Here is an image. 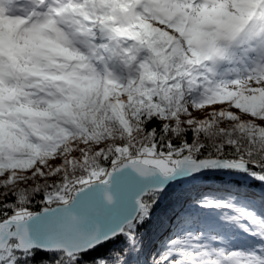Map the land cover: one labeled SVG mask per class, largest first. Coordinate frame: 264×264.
I'll use <instances>...</instances> for the list:
<instances>
[{
    "label": "snow or ice",
    "instance_id": "6c2138e0",
    "mask_svg": "<svg viewBox=\"0 0 264 264\" xmlns=\"http://www.w3.org/2000/svg\"><path fill=\"white\" fill-rule=\"evenodd\" d=\"M209 174L261 190L191 200L150 264H264V0H0V264H130Z\"/></svg>",
    "mask_w": 264,
    "mask_h": 264
},
{
    "label": "trees",
    "instance_id": "16d2710c",
    "mask_svg": "<svg viewBox=\"0 0 264 264\" xmlns=\"http://www.w3.org/2000/svg\"><path fill=\"white\" fill-rule=\"evenodd\" d=\"M153 125H149L152 127ZM191 139V134L188 136ZM225 174H209L202 181L195 185H180L170 189L152 208L151 220L147 221L144 226L136 231V239L143 244V251L139 257L133 255L130 257V264H150L152 258L161 251L164 242L172 235L170 228L165 230L162 225L165 221L172 222L174 216L181 211L186 210L189 202L201 195L215 197H225L232 191V184L235 183L245 187L250 193H258L260 185L256 183L245 184L242 181H223L218 179ZM37 197V201H38ZM33 201L32 210L39 211L43 205ZM127 241L121 237L109 241L95 250L91 251L85 258L83 264H92L97 258H106L110 261L114 254L126 251ZM53 256L37 255L33 264H54Z\"/></svg>",
    "mask_w": 264,
    "mask_h": 264
},
{
    "label": "water",
    "instance_id": "95a60500",
    "mask_svg": "<svg viewBox=\"0 0 264 264\" xmlns=\"http://www.w3.org/2000/svg\"><path fill=\"white\" fill-rule=\"evenodd\" d=\"M173 187H175V186H173ZM173 187H172V188H173ZM172 188H170V189H172ZM170 189H169V190H170ZM42 207H43V206H42ZM40 210H41V209H40Z\"/></svg>",
    "mask_w": 264,
    "mask_h": 264
}]
</instances>
